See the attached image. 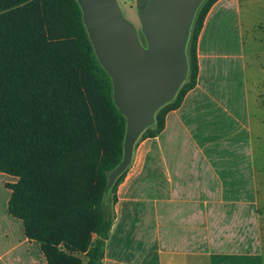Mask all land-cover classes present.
<instances>
[{"label":"crops","instance_id":"crops-1","mask_svg":"<svg viewBox=\"0 0 264 264\" xmlns=\"http://www.w3.org/2000/svg\"><path fill=\"white\" fill-rule=\"evenodd\" d=\"M130 22L138 0H117ZM197 83L164 130L135 144L103 264H264V0H218L198 40ZM0 264L40 251L8 211Z\"/></svg>","mask_w":264,"mask_h":264},{"label":"trees","instance_id":"trees-1","mask_svg":"<svg viewBox=\"0 0 264 264\" xmlns=\"http://www.w3.org/2000/svg\"><path fill=\"white\" fill-rule=\"evenodd\" d=\"M218 0H204L188 42L189 72L141 140L155 138L199 74L198 40ZM78 0H0V173L15 179L9 214L47 264H103L128 168L127 118Z\"/></svg>","mask_w":264,"mask_h":264},{"label":"water","instance_id":"water-1","mask_svg":"<svg viewBox=\"0 0 264 264\" xmlns=\"http://www.w3.org/2000/svg\"><path fill=\"white\" fill-rule=\"evenodd\" d=\"M78 1L98 59L113 79L115 102L127 118L124 158L111 174L114 182L131 164L135 144L156 113L187 79L186 49L204 0H138L150 51L140 45L117 0Z\"/></svg>","mask_w":264,"mask_h":264},{"label":"rangeland","instance_id":"rangeland-1","mask_svg":"<svg viewBox=\"0 0 264 264\" xmlns=\"http://www.w3.org/2000/svg\"><path fill=\"white\" fill-rule=\"evenodd\" d=\"M202 3H201V5H202ZM121 13H122V11H121ZM122 16H123V18L126 19V17L123 15V13H122ZM126 20L129 21L128 19H126ZM130 23L134 26V28L136 30V33H137V36H138V40H139L140 45L142 46V48L144 50H146V51H150V43H149V40H148L146 31H145V27H144V24H143L142 20L140 19V20H136V21H133V22H130ZM189 40H190V37H189ZM187 49H188V45H187ZM187 49H186V54H187V58H188ZM140 139H141V137H140ZM3 177H4L5 184H15L17 182V179H15L14 177H12L10 175L4 174ZM4 193H5V196H6V192H3V194H1V196H0L1 198L4 196ZM32 264H47V261L44 258V255L41 254V252L39 251L37 253V255L34 254Z\"/></svg>","mask_w":264,"mask_h":264}]
</instances>
